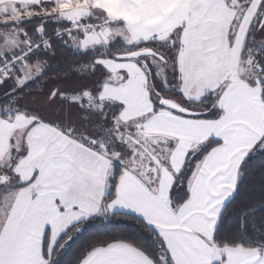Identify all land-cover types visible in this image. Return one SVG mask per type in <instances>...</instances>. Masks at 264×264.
<instances>
[{
  "label": "snow or ice",
  "instance_id": "1",
  "mask_svg": "<svg viewBox=\"0 0 264 264\" xmlns=\"http://www.w3.org/2000/svg\"><path fill=\"white\" fill-rule=\"evenodd\" d=\"M0 264H264V0H0Z\"/></svg>",
  "mask_w": 264,
  "mask_h": 264
},
{
  "label": "trees",
  "instance_id": "2",
  "mask_svg": "<svg viewBox=\"0 0 264 264\" xmlns=\"http://www.w3.org/2000/svg\"><path fill=\"white\" fill-rule=\"evenodd\" d=\"M59 58L55 61H53V68L54 69H62L65 65L66 62H81L79 60V58L73 56L71 53L69 52H64L62 54H58ZM260 157H257L254 161H253V167H254V174L252 176L249 177L247 183L252 185V184H258L259 183V168H260ZM100 227V225H93V227L90 229L91 231H94L96 228ZM79 243V242H77ZM77 247V245H73V249H75Z\"/></svg>",
  "mask_w": 264,
  "mask_h": 264
}]
</instances>
